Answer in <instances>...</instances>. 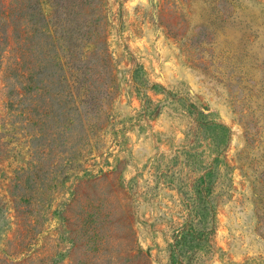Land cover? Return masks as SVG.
<instances>
[{"label": "rangeland", "instance_id": "obj_1", "mask_svg": "<svg viewBox=\"0 0 264 264\" xmlns=\"http://www.w3.org/2000/svg\"><path fill=\"white\" fill-rule=\"evenodd\" d=\"M0 264H264V0H0Z\"/></svg>", "mask_w": 264, "mask_h": 264}]
</instances>
